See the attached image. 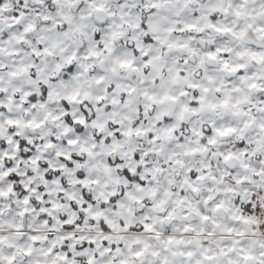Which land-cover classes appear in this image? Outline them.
<instances>
[{
	"label": "snow or ice",
	"instance_id": "6c2138e0",
	"mask_svg": "<svg viewBox=\"0 0 264 264\" xmlns=\"http://www.w3.org/2000/svg\"><path fill=\"white\" fill-rule=\"evenodd\" d=\"M0 264H264V0H0Z\"/></svg>",
	"mask_w": 264,
	"mask_h": 264
}]
</instances>
